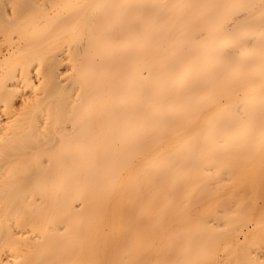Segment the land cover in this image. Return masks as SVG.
<instances>
[{
	"label": "bare ground",
	"instance_id": "1",
	"mask_svg": "<svg viewBox=\"0 0 264 264\" xmlns=\"http://www.w3.org/2000/svg\"><path fill=\"white\" fill-rule=\"evenodd\" d=\"M0 264H264V0H0Z\"/></svg>",
	"mask_w": 264,
	"mask_h": 264
}]
</instances>
